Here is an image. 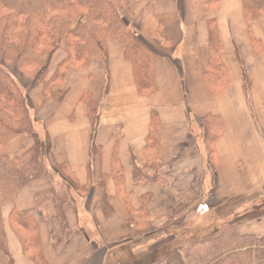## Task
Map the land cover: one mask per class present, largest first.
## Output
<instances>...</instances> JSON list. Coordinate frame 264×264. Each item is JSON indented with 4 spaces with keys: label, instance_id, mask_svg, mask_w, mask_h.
Instances as JSON below:
<instances>
[{
    "label": "crops",
    "instance_id": "0c3cea01",
    "mask_svg": "<svg viewBox=\"0 0 264 264\" xmlns=\"http://www.w3.org/2000/svg\"><path fill=\"white\" fill-rule=\"evenodd\" d=\"M124 20L155 55L153 93L139 95L124 48L113 42L107 44L105 62L67 71L61 103L44 101L31 88L26 93L34 127L48 141L53 160L67 163L79 185L87 187L82 196L70 190L72 204L63 207L70 235L57 245L52 236L62 237L60 225L36 199L52 187L51 180L31 181L17 193L3 209L12 264H32L7 225L12 209L37 223L46 264H108L116 248L144 240L128 230L126 207L138 210L144 195L150 196L149 219L142 221L171 222L162 229L164 236L191 238L195 222L220 227L243 222L237 225L240 234L264 236V18L248 23L242 0H168L151 11L144 2H129ZM214 38L220 63L215 79L208 65ZM84 92L99 110L94 159L86 110L78 105ZM206 127L213 142L206 139ZM150 131L158 144L157 181L135 184L133 169L143 170L153 155L147 148ZM30 146L19 135L0 156L21 157ZM114 159L122 171L119 191L111 179ZM156 241V235L150 238ZM156 250L157 245L149 254ZM0 264H10L1 253Z\"/></svg>",
    "mask_w": 264,
    "mask_h": 264
},
{
    "label": "trees",
    "instance_id": "16d2710c",
    "mask_svg": "<svg viewBox=\"0 0 264 264\" xmlns=\"http://www.w3.org/2000/svg\"><path fill=\"white\" fill-rule=\"evenodd\" d=\"M167 1L0 0V152L11 138L19 135L31 142L30 148L21 157L0 156V253L8 257L10 264L12 259L3 209L14 203L17 193L31 181L46 177L51 180L52 187L37 193L36 199L38 207L47 206L60 225L62 237L56 240L52 236L53 243L57 245L70 235L63 213V207L72 204L70 190L82 196L87 186L79 185L67 163L59 164L53 160L48 141L34 127L26 87L21 89L9 68L19 73L31 85V89L40 92L44 101L51 99L61 103L67 93L61 90L67 71L88 68L92 62H105L108 42L118 43L124 48V59L131 64L137 92L140 96H148L155 90V55L126 25L122 11L127 10L129 2H144L145 9L151 11L162 7ZM242 7L248 23L264 18V0H242ZM209 43L208 65L210 75L215 79L220 66L218 44L215 38L210 39ZM206 78L212 81L210 76ZM107 90V86L104 87L102 95ZM78 105L86 110L90 126V159H94L98 156L94 141L98 128V104L92 101L89 93L84 92ZM205 135L208 142L215 140L211 128L206 127ZM149 137L147 148L151 149L153 155H150L143 170L133 169L135 184L157 181L153 171H157L160 164L154 131H150ZM48 159L52 164H48ZM112 168L116 171H112L111 179L119 191L123 181L122 171L115 159ZM151 171L153 174L150 175ZM57 176L62 180H57ZM139 199L138 210L126 205L130 224L134 216L141 220L149 219L147 206L150 196L144 195ZM104 202L105 199L102 206ZM238 224L228 222L222 229L200 240L192 237L178 250L181 254L179 264H264V236L240 234ZM7 225L32 264H46L41 255L35 220L29 214L12 209L7 217ZM171 254L146 264H172Z\"/></svg>",
    "mask_w": 264,
    "mask_h": 264
},
{
    "label": "rangeland",
    "instance_id": "374dc122",
    "mask_svg": "<svg viewBox=\"0 0 264 264\" xmlns=\"http://www.w3.org/2000/svg\"><path fill=\"white\" fill-rule=\"evenodd\" d=\"M122 13L124 16V10L122 11ZM61 47L63 48V44ZM9 71L13 75V77L15 78V80L17 81V83L19 84L22 90L25 89V87H26L25 89L26 92L30 90L31 85L26 80H24L19 75V73H17L12 68H9ZM239 203L242 206L243 200H240ZM170 223L171 222L150 223V222L142 221L139 217L134 216V220L131 222V224L130 223L128 224L127 228L128 230H130V232L133 231L136 234L140 232L141 234H143L144 240L139 239L135 241H130L129 243L123 245L121 248L119 249L116 248L115 251H112L108 255L110 256L108 264H115V263L117 264H146L148 262L156 261L162 258L163 256H166L171 253L172 254L170 257V262L172 264H179L181 262V254L179 253L178 250L181 248V246H183L184 244L186 245L187 242H189V240H191L192 237L194 239L197 238L198 240H200L204 237H208L210 234L214 233L216 230H220L222 229V227L225 226L224 224L223 226L220 227L216 224L217 222H204V224H200V223L196 224L195 222V224L192 225L191 227V231L196 232L195 236H192L191 238H186L183 235L182 236L175 235L172 237L171 236L167 237V236H164V234H162L163 233L162 229H164V227L166 225H169ZM236 223H243V222H236ZM155 235H156L157 241L150 243V238L152 236L154 237ZM156 245H157V250L154 251L150 255L149 254L150 248L155 247ZM143 247L145 248L142 249ZM30 253H32V251Z\"/></svg>",
    "mask_w": 264,
    "mask_h": 264
}]
</instances>
